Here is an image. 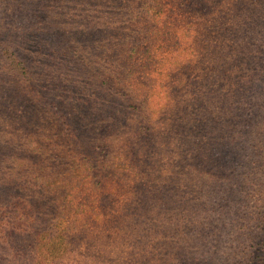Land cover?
Listing matches in <instances>:
<instances>
[{"label":"trees","instance_id":"trees-1","mask_svg":"<svg viewBox=\"0 0 264 264\" xmlns=\"http://www.w3.org/2000/svg\"><path fill=\"white\" fill-rule=\"evenodd\" d=\"M243 1L238 0L239 3ZM262 1L249 4L252 10L249 16L241 14L242 9L236 10L240 14L235 18L237 27L226 25L237 28L234 34L227 29L226 34L235 36L241 42L240 47L221 49L220 54L212 55L211 52V60L204 58L203 62L209 64L203 79L199 75L191 78L193 67L186 63L182 64L185 77L177 75L183 78L181 88L190 93L191 98L188 103L176 98L184 101L178 109H184L185 117L176 116L167 129L175 130L172 136L182 145L175 152L180 153L182 159L175 163L174 175L167 180L160 179L162 188L156 183V175L161 176L152 174L150 188L157 186L155 195L164 200L161 215L168 212L176 218L166 233L178 228L181 223L178 217L196 216L198 210H209L212 218L205 221L206 224L198 223L201 221L197 219L192 222L189 219L186 224L190 225L183 224L192 240L188 251L177 243L174 245L177 264H264ZM103 2L0 0V237L7 241L12 239L14 243L0 240V257L12 249L24 252L26 247L37 244L46 229H51L53 221L47 218V210L34 208V200L20 210L22 201H27L30 193L28 189L18 188L15 192L13 186L11 188L13 167L10 163L14 157L27 156L33 162L34 155L37 157L33 146L45 145L44 139L58 141L59 137L54 140L41 134L48 127L54 128V120L61 119V122L66 114L71 115L69 123L83 140L81 146H74L76 152L86 148L93 163H84V167L98 178H101L99 173L116 170L112 163L105 167V160L111 162L112 154L107 153V145L103 147L101 138L110 142L115 136L112 141L115 144L136 134L139 141L145 142L155 131L143 112L144 104L132 103L135 92L125 83L132 58L144 44L140 41L142 37L139 38L125 22L116 23L118 17L114 18L110 8H102ZM239 5L244 6L238 4V8ZM204 55L208 57L209 54ZM112 65L118 69L113 71ZM178 93V87L169 91L170 95ZM91 108L104 112L107 118L96 121L80 115ZM137 114L147 116V127L131 120ZM79 117L87 121L84 125L80 121L76 126ZM60 122L57 130L62 133L65 122ZM16 123L17 132L11 126ZM125 130L129 132L124 134ZM11 131L14 133H9ZM52 131L54 136L62 135ZM88 133L97 136L95 145L89 143ZM2 146L7 149L3 151ZM38 158L45 159L41 155ZM185 180L189 183L186 188L183 187ZM144 195L146 200L142 207L154 196ZM170 200L176 205L172 212L165 208ZM13 214L20 215L16 223L33 229L17 230L15 221L7 222ZM203 216L198 214V217ZM166 233L163 231L164 235ZM208 238L215 246L206 248ZM180 252L183 255L179 256ZM166 256L167 253L160 258Z\"/></svg>","mask_w":264,"mask_h":264},{"label":"rangeland","instance_id":"rangeland-1","mask_svg":"<svg viewBox=\"0 0 264 264\" xmlns=\"http://www.w3.org/2000/svg\"><path fill=\"white\" fill-rule=\"evenodd\" d=\"M255 1L258 0H244L242 3L238 0H104L101 3L102 8H110L115 14L114 18L118 17L116 23L125 22L128 28L137 32L139 38L142 37L140 41L143 40L144 44L139 46L132 58L125 83L135 92V98H132L134 102H131L144 104L143 112L151 120L155 131L145 138V142L139 141L136 134L122 138L115 144L112 142L115 136L110 142L100 137L103 147L107 145V153L112 154L111 162L110 159L105 160V167L112 163L116 169L115 172L99 173L101 178L85 169L84 163H93L86 148L76 152L74 146H81L83 140L77 132L74 133L69 123L71 115L66 114L61 122V119L54 120V128L41 131L42 135L51 136L54 140L59 137L58 141L47 142L44 139L45 145L33 146V152L37 155H34L33 162L29 156L22 159L14 157L10 163L13 167L11 188L13 186L15 192L18 188L28 189L30 193L27 201H22L20 210L26 209L24 205L34 200V208L47 210V218L53 223L51 229H46L37 239V244L26 247L24 252L9 250L0 257V264H177L174 245L177 243V246H183L188 251L192 240L183 229V224L195 219L200 220L198 223L201 224L212 220L209 210H198L196 216L187 217L188 220L186 216L178 217L181 222L178 228L174 229L175 232L171 230L166 233L165 230L170 224H175L176 218L168 212L161 215L164 213V200L155 195L157 186L150 188L152 174L161 176L156 175V183L162 188L160 179L167 180L174 175L175 163L182 159V155L175 152L182 146L172 136L176 134L175 130L167 129L176 116L185 117L184 109H178L184 101L179 102L176 98L187 103L191 98L190 93H185L181 88L183 78L177 75L185 77L182 64L186 63L193 67V71L190 70L191 78L199 75L203 79L209 64L203 62L204 58L211 60L212 55L220 54L221 49L240 47L241 42L235 36L226 34L227 29L234 34L237 28L226 25L237 27L235 18L240 14L236 10L242 9L241 14L248 15L252 11L249 4ZM263 1L261 8L264 7ZM238 4L244 6L239 5L238 8ZM204 53H208V57L203 56ZM113 66L112 70L116 71L118 67ZM172 87H178L177 96L169 94ZM72 115L75 116L73 112ZM80 115L90 120L95 118L96 121L107 118V114L96 108L85 109ZM147 116L137 114L131 120L147 127ZM80 117L76 126L80 121L82 125L87 121ZM59 122H65L64 127L60 124L62 133L57 130ZM11 126L14 131H19L18 123ZM52 130L62 135L54 136ZM127 132L125 130L124 134ZM88 135L89 143L95 145L97 136ZM188 135L191 138V133ZM162 137H166V140ZM196 146L191 147L192 150ZM1 148L3 151L7 149ZM203 153H200L201 156ZM40 155L45 159L40 160ZM142 180L145 184L142 182L140 185ZM184 184L186 188L188 180ZM145 193L154 196L142 207L146 200ZM48 198L53 200L48 201ZM174 207L176 205L170 200L165 208L172 212ZM198 214L204 216L198 217ZM19 216L13 214L7 222H14ZM16 224L17 230L33 229H25L24 223ZM0 240L4 238L0 237ZM4 242L14 245L12 239H5ZM205 245L208 248L214 244L208 238ZM166 253L167 256L161 259ZM178 255L183 254L180 252ZM33 256H36L34 260Z\"/></svg>","mask_w":264,"mask_h":264}]
</instances>
